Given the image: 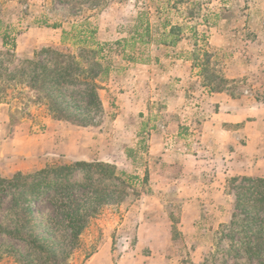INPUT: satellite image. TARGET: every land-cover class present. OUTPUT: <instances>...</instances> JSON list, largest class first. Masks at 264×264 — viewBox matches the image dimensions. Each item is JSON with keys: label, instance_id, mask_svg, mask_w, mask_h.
Listing matches in <instances>:
<instances>
[{"label": "rangeland", "instance_id": "374dc122", "mask_svg": "<svg viewBox=\"0 0 264 264\" xmlns=\"http://www.w3.org/2000/svg\"><path fill=\"white\" fill-rule=\"evenodd\" d=\"M140 14L146 15L151 26V42L142 48L145 51L140 56L145 63L126 61L119 51L107 55L106 45L128 38ZM165 22L169 25L166 29ZM172 27L178 30L172 31ZM215 27L235 33L234 41L242 48L241 61L264 60V54L261 57L256 51L257 46L264 48V0H0V68L27 69L26 59L44 64L47 54L41 50L53 49L69 57L73 66L78 63L80 67L73 77L81 82L57 89L40 80L34 86L28 85L26 79L6 84L4 78L6 90L0 93V177L29 176L52 166L96 162L99 158L100 162L116 166V173L124 172L126 180L131 178L124 195L118 201L111 197L100 206L71 245L60 203L68 208L89 206L85 200L94 192L96 177L88 178L84 172L76 171L60 192L50 189L34 198L33 233L37 244L47 249L45 253L13 235L18 231L17 214L24 207L26 192L14 188L0 193V264H88L98 253L102 254L100 264H104V258L113 261L125 254L149 252L148 247L136 248L133 223L145 216L142 194H154L149 187L150 177L158 187L165 183L159 181L154 166L147 169L140 182L146 142L135 149L139 141L135 134L143 124L155 127L162 109H169V92H178V88L156 80L159 75L164 78L171 73L175 60L192 64L193 78L199 80L193 93H200L203 86L212 92L210 88L216 80L211 75L223 76L220 64L214 61L219 57L208 49V34ZM171 36L178 37L175 44L164 45L162 41H169ZM102 47L103 59L96 53ZM126 54L129 50H125ZM253 71L255 76L264 73L262 68L257 73ZM89 72L93 73L90 77ZM80 74L83 75L77 77ZM87 79L96 84L101 111L82 126L73 117L78 110L86 112L78 106L88 101L86 85L91 82ZM207 81L214 83L212 87ZM238 86L243 87L240 83ZM190 97L193 100L188 99L189 105L199 107L198 97ZM50 100L61 102L58 111H62L63 118L52 117ZM50 122L55 127L49 126ZM127 127L134 130L127 133ZM69 130H76L85 154L72 157V152H65ZM182 183L184 191L188 190L190 183ZM111 184L120 186L115 180ZM243 185L246 183L226 182L224 211L209 215L206 221L202 219L197 233L174 227L169 252L197 254L198 264H264V202L248 205L241 196L237 203L236 192ZM174 194L157 198L164 201L165 208L172 206L169 219L178 223L187 213H175V209L186 204L187 198ZM228 194L232 197L228 198ZM125 221L129 224L122 225Z\"/></svg>", "mask_w": 264, "mask_h": 264}, {"label": "crops", "instance_id": "0c3cea01", "mask_svg": "<svg viewBox=\"0 0 264 264\" xmlns=\"http://www.w3.org/2000/svg\"><path fill=\"white\" fill-rule=\"evenodd\" d=\"M210 30L208 49L219 57L214 61L220 64L222 77L227 81L225 89L208 92V87L203 86L200 93H193L199 80L193 78L192 64L179 59L174 61L171 73L164 78L158 76L156 81L173 84L178 92H169V109H162L155 127L143 124L135 134L139 137L135 149L140 148L142 141L146 142L140 182L147 169L154 166L159 181L165 183L164 187H158L150 177L149 187L154 194H142L140 202L145 216L133 223L136 248L148 247L149 252L125 254L113 261L104 258V264H198L197 254L182 256L169 252L171 230L178 227L197 233L202 219L206 221L209 215L222 213L228 180L243 177L264 180V73L252 74L253 70L257 73V69H264V60L241 61L242 48L234 41L235 33L217 27ZM256 51L263 56L264 48L257 46ZM190 95L198 97L199 107L189 105ZM48 125L55 127L52 122ZM133 130L127 127L124 131ZM74 131L69 130L70 140L64 148L66 153L72 152V157H78L85 153ZM95 150L98 151L97 146ZM99 156L105 158L101 153ZM171 173L175 176H170ZM186 180L190 185L184 191L182 182ZM171 193L187 198L186 204L176 207L175 213L190 215L185 214L178 223L169 219L172 206L165 208L164 201L157 198L158 195L161 199L168 198ZM229 197L232 196L228 194ZM126 223L129 224L125 221L122 225ZM101 261L102 254L98 253L88 264Z\"/></svg>", "mask_w": 264, "mask_h": 264}, {"label": "trees", "instance_id": "16d2710c", "mask_svg": "<svg viewBox=\"0 0 264 264\" xmlns=\"http://www.w3.org/2000/svg\"><path fill=\"white\" fill-rule=\"evenodd\" d=\"M168 26L169 25L166 23L163 25V28L166 29ZM170 29L172 31L178 30L177 27H172ZM188 29L193 31L194 27H189ZM176 40H178L177 36H171L169 41H162V43L164 45L172 46L175 44ZM150 42V22L146 18V15L140 14L137 17L135 25L132 27L128 38L121 39L111 46L106 45L108 48L107 55L112 51H119L124 55V60L126 61L145 63V60H141L140 56H142L145 51L142 48L149 45ZM3 46H6L5 41L3 42ZM112 46H114V48H112ZM125 50H129V54L125 55ZM102 51L103 47L96 52L101 55V59L104 57ZM41 53L47 54L44 64H37L33 62V60L26 59L24 62L27 64V69L16 68L13 71H8L0 68V93H3L6 90V87L3 84L4 78L7 80L6 84H8V81L26 79L28 85L34 86L36 82L40 80V82H43L47 87L57 89L62 85L81 83L77 78L73 77L74 72L80 67L78 66V63L75 62L76 66H73L69 57H65L53 49H42ZM31 66H33L34 69ZM106 71L107 70H104V74L107 73ZM42 72L45 74L43 78L41 76ZM92 74V72H89L87 76L90 77ZM81 75L83 74H80L77 77ZM211 77H214V80H216L215 84L211 83V81H207L209 87H212L211 84H214L213 87L210 88L212 92H220L225 89L227 83L225 79L217 75H211ZM87 80L88 82H91L86 85V96L88 97V101L81 106H78L79 109L83 108L86 112H79L78 110V114L73 117L75 121L82 126L87 123L91 115L95 114V112L97 113L101 111V104L95 91L96 84H93V79ZM88 87H90V89ZM50 101L49 107L52 112V117L56 118V120L63 118V115L61 114L62 111H58L61 102L54 100ZM76 171L84 172L88 178L95 176L96 179L94 180V192L88 195V198L85 200L89 206L82 207L81 205H76L68 208L63 202L60 203L63 207L60 208V210L66 219L65 229L70 235L68 240L70 245L82 233L89 220L94 214H96V211L100 206L107 204V201L111 197H115V201H118L120 197L124 195L126 192L125 185L129 186L128 181L131 179L130 177H126L127 181L124 177V172H120L119 174L116 173V166L100 161H77L70 165H59L45 168L29 176L21 177L19 174H16L10 179L0 177V193L14 188H22L27 194L22 200L24 207L21 209L20 213L17 214L16 225L18 231L16 230V232L13 233L14 236L26 240L37 251L42 253L47 252V249L44 246L37 244V239L33 233L36 225L34 223L31 203L34 198L37 199L38 197L43 196L50 189L60 192L59 190L64 186L65 182H69ZM29 178L32 180L28 181L27 179ZM112 180L119 182L120 186L112 185ZM238 181L246 183V185H243L240 190L236 192L237 203L241 196L246 199L244 203L248 205L251 203L256 204L264 202V180L245 177L230 180L232 183H237ZM53 264H55V262H53Z\"/></svg>", "mask_w": 264, "mask_h": 264}]
</instances>
